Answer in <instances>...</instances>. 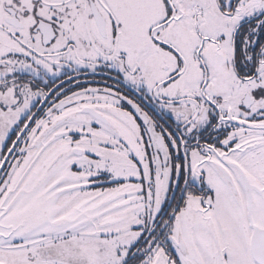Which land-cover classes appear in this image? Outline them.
<instances>
[{"label": "snow or ice", "instance_id": "snow-or-ice-1", "mask_svg": "<svg viewBox=\"0 0 264 264\" xmlns=\"http://www.w3.org/2000/svg\"><path fill=\"white\" fill-rule=\"evenodd\" d=\"M0 264H264V0H0Z\"/></svg>", "mask_w": 264, "mask_h": 264}]
</instances>
